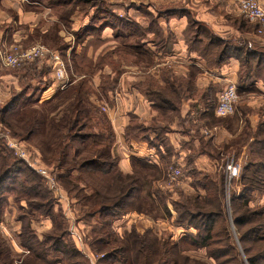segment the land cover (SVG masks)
Listing matches in <instances>:
<instances>
[{
  "label": "trees",
  "instance_id": "trees-1",
  "mask_svg": "<svg viewBox=\"0 0 264 264\" xmlns=\"http://www.w3.org/2000/svg\"><path fill=\"white\" fill-rule=\"evenodd\" d=\"M25 1L30 5L35 3V0ZM80 1L84 3L90 2V0ZM70 3L71 0H53L48 2L50 8L56 6L63 7ZM63 18L61 15H58V20H63ZM99 28L97 29V27L93 26L90 30L100 31ZM86 30L88 31L89 29ZM117 35V37L126 38V35L123 33ZM76 37L78 38L79 35ZM131 40L133 41V39L123 41L118 48L131 51L135 55L139 48H137L135 39L133 42L127 43V41ZM118 48L116 47L114 51H118ZM257 59L264 65V49L258 51ZM247 67L249 68V65L245 66V68ZM35 68V66H31L30 71L35 70ZM28 72L25 71V74H28ZM40 81L43 84L38 87L41 93L51 84V81L43 79V76ZM24 88L25 86L23 85L20 91L13 93V97L0 109V114L5 115L14 109L26 94L27 90L24 91ZM101 89L112 90L113 88L101 86ZM212 90H209L206 94L210 112L216 103ZM90 94L91 91L88 85H86V80L83 78L77 83L71 84L68 89H57L51 98L43 102L38 103V98L34 103H31L34 107L31 106L22 111L20 121L18 120V122L23 121V124L16 125L17 128L26 132L25 134H21L8 122L6 123L3 120L2 122L6 123V126L9 127L14 137L18 140H28V142L31 140L30 138L38 126L49 129L50 133H47L48 138H41L33 144L39 151L42 161L46 166L54 165L55 168L60 170V174L56 179L65 190L74 194L73 197L78 202H80V199H83L86 200L85 205H87V201L89 202L92 199L91 197L97 195V193L80 194L79 191H83L84 187L80 186L77 181H72L71 177L74 174L79 175L82 172L91 171L102 175H111L116 183L114 188L118 189L119 192L113 193V199H111L112 197H107L111 199L109 204L97 202L99 205L96 207L97 209H94V212L103 214L120 208L134 191L144 188L146 196L150 200V202L148 201L150 204L147 205L153 209H157L159 212L161 211V214H158L159 216L154 218H160L165 213L169 217H174L173 221H171L174 226L194 230V232L185 233L177 241H172L168 238L169 236L159 238L153 226L146 228L143 233H138L135 230L136 228H132L123 238H115L117 241H112L119 242L118 247L111 249V252H104L103 263L207 264L199 259L190 257L186 253L190 250L204 249L207 257L215 260L217 264H244L232 239L226 216L224 174L220 171L211 174L210 172H202L192 167L188 168L186 173L191 179L185 183L188 188L187 190L182 187L174 188V193L177 196L175 199L172 198V191L163 192L158 190L157 187L153 188L152 183L160 177V171L157 165L150 164L149 161L132 157L131 161L133 164H137L143 173L133 170V174H123L118 169L117 157L112 153L114 132L110 122L102 114L98 113V108L90 100ZM145 94L147 96L151 95V93L147 92ZM55 100L57 101L54 103L53 101ZM65 102H67L66 105L63 104ZM44 107H46V112L43 109ZM93 120L102 124L103 131L97 130L92 133L84 131L87 126H91ZM92 126H94V123ZM134 129L138 131L140 127L137 124L135 125V123L128 127L125 135L126 140L129 139L128 136H131V132ZM160 129H163V127ZM160 129H157L158 134L161 132ZM255 135L254 140L250 142H248V134L243 135L242 141L244 145L246 144V155L239 175L240 190L238 193L230 195V210L234 229L248 264H264V204L253 207L249 205L253 193H264V122L258 125ZM76 144L79 145L77 146ZM89 144L93 146L92 150L88 149L87 146ZM164 149L165 154H168L169 146L167 144L164 145ZM0 151L2 152L1 148ZM1 152L0 200H2L3 189L13 190L15 191V202L27 200L26 203L32 211L26 213L33 214V210L41 208V203L33 201L31 198L39 196L40 190L42 188L45 189L39 183L40 177L28 167L23 166L25 168L22 169L21 164H24L22 161L13 157H10V159L8 158L9 155ZM191 160L190 156L186 159V166H189ZM26 173L30 174L33 178L25 179L24 183L20 184L18 188L17 185L22 182V177ZM141 173L143 179L139 178ZM78 180L82 181L79 176ZM169 204L171 209L169 208ZM47 205L48 207L43 211L44 214L48 217H55L53 208L50 204ZM26 213H21L17 219L21 221L27 219ZM83 213H88V211L84 210ZM52 233V236L43 235V239L39 241L27 222L24 227L22 226L20 243L24 248L30 250L36 260H39L41 263L54 262L50 260L49 254L55 251L65 256L68 261L67 264H75L71 260L81 255V253L75 246L67 243V240L65 241V238L69 235L68 231L66 232V230L62 229L61 232H58L54 229ZM99 242L108 244L109 241L100 238ZM41 245L45 247L42 249L43 252L38 253L36 250L41 248ZM122 251L127 255H120L119 257L117 252ZM14 255V251L8 240L0 234V264H12Z\"/></svg>",
  "mask_w": 264,
  "mask_h": 264
},
{
  "label": "crops",
  "instance_id": "crops-1",
  "mask_svg": "<svg viewBox=\"0 0 264 264\" xmlns=\"http://www.w3.org/2000/svg\"><path fill=\"white\" fill-rule=\"evenodd\" d=\"M259 1L264 6V0ZM237 2L146 0L144 3L147 4L139 6L131 13V19L122 24L124 40L134 41L136 36L138 57H146L150 64L158 65V68L153 66L152 86L142 75L125 72L116 89H108L105 97L98 100L95 95L92 96L95 99L90 98L98 107L101 102L108 106L103 115L114 132L112 153L117 156L118 169L122 173L132 171V157L160 168L165 158L186 166L190 156V167L211 171L214 166L208 151H198L202 142L226 143L243 126L251 131L248 142L254 140L255 127L264 122V65L257 59L258 51L264 49V38L250 30L254 22L235 20L241 14ZM28 5L25 0H0V51L29 39V33L39 23L42 33H49L51 18L42 22L41 16ZM111 31V24H106L100 31L103 37L99 40L105 39L106 50L115 47V41L110 40L113 39ZM67 44L63 60L80 57V44ZM87 55L92 56L89 51ZM164 65H168L164 67L166 70L159 69ZM246 65L249 68H245ZM51 76V84L40 93L39 101L49 99L60 88L62 82L54 80L52 73ZM2 77L0 75V95H7L9 87L17 89L15 78H9V85H4ZM77 82V79H70L67 84ZM181 82H187L184 90H181L184 87ZM225 82L235 83L239 99L234 114L220 118L213 115V110L210 112L206 94L213 89L216 98L218 85ZM93 83L94 87L98 85V76L93 77ZM146 92L151 95L147 96ZM180 93L182 96L178 95ZM171 98H175V102ZM163 112L170 117L168 120L161 117ZM134 121L140 130L136 137L128 136L126 140V131ZM157 129L161 131L159 134ZM166 144L168 154H165ZM245 149L246 144L239 153L240 158Z\"/></svg>",
  "mask_w": 264,
  "mask_h": 264
},
{
  "label": "rangeland",
  "instance_id": "rangeland-1",
  "mask_svg": "<svg viewBox=\"0 0 264 264\" xmlns=\"http://www.w3.org/2000/svg\"><path fill=\"white\" fill-rule=\"evenodd\" d=\"M49 1L53 0H35V3H33V5H28V8H31L41 16L42 22H45L46 19L51 18V27L49 29V33L43 34L42 30H40L41 26L39 23L37 28L33 29L29 33V39H25L23 42H17L12 45H19L23 49L34 45H42L50 51H57L58 54H60L62 57L65 52H61L66 50V48L68 47V42L74 45L80 44L79 49L82 52L80 54V57L76 58L75 60H72L71 58L65 60L68 80L70 81V79H73L74 81L75 79H77L78 81H80L84 78L86 80V85H88V88L91 91L90 98L95 95L96 100H98V98L100 97H105V94L108 92L107 89H101V86H103L104 88L111 87V89L113 88L112 90L116 89L121 75L125 72H129L131 74H134L135 76L138 74L142 75L145 79H148L147 81H149L150 86H152V83L154 84V75L152 74V72L154 71V68H158V65H152V63L150 64V60L146 59V57L141 58L138 57L137 54H132L131 51L125 50L123 48H118V46H120L123 41H126L121 37H117V34H125V29L122 24L125 23L126 19H131V13L135 12L139 6H145L147 3H144V1L146 2V0H90V2L86 3L81 1L79 2V0H71V3L69 5H64L63 7L56 6L52 8L49 7ZM58 15L64 17L63 20H58ZM244 19L247 18L242 13L239 17H235V20L239 23L245 22ZM106 24H111L112 31L110 33L113 36V39L110 40L115 41V47L107 50L105 48V39L103 41L99 40V37H103V35H100V33H98ZM93 26H99L100 31L90 30V28H92ZM133 28L135 29L133 32H136L137 29L135 27ZM86 29L89 30L87 31ZM251 29L252 31H255V33H257V24L253 23L252 27H250V30ZM78 35L79 37L77 38L76 36ZM260 36L264 38V32L261 33ZM116 47L119 49L118 51H114ZM4 50L5 48L1 49L0 53ZM88 51L92 54V56L89 57L87 55ZM32 62H25L21 65L22 67L19 68L4 66L0 64V75L4 76L1 78V83H5L4 85H9L8 79H12L13 77L16 79L18 84L17 89H11V87H9L10 89L7 95L3 93L0 95V109L13 97V93L15 91H20V88L23 85L25 86L24 91L27 90L25 96L19 101L14 109L9 111L5 115L0 114V130L4 134L12 138L14 141H16L17 144L25 150V158L29 160L32 166L27 160L18 156L14 152V148H11L7 145L8 141L4 137H0V148L2 149V152H0L9 155L8 158L13 157L19 161H22L24 163L21 164L22 169L28 167L32 171H34V173H36L40 177L39 183L45 188H42V190H40L39 196L31 198L33 199V201L41 203V208L39 210H33V214L26 213L28 211H32L29 209V206L26 203L27 200L15 202V191L10 189L2 190V200H0V234L8 240L12 250L14 251L15 255L12 264L68 263L63 254L55 251H52L49 254L50 260L54 262L41 263L39 262V260L37 261L30 250L24 248L20 243L22 226L24 227L27 222L30 225V229L35 232L36 238L39 241L43 239L45 235L52 236V231L54 229H56L58 232H61L62 229H64V231L66 230V232L68 231L69 235L65 238V241L67 240V243L75 246L81 253V255L76 256L73 260H71V262H74L75 264H110L108 262L103 263V254H105L104 252H111V249L118 247L117 245L119 242L116 243L112 241L116 240L115 238H123L125 234L128 233L132 228H136L135 230L138 233H143L146 228L153 226L156 229L159 238H165L169 236L168 238L172 241H177L185 233L192 232L190 229L187 230L182 228L181 226H174V224L171 222L173 221L174 217H169L165 213H163L160 218H154L156 216H159L158 214H161V211L159 212L157 211V209H153L147 205L150 204V200L149 198H147L144 188L142 190H140L139 188L138 190L134 191L120 208L113 209L103 214L94 212V209H97L96 207H98L99 205L97 204V202L109 204L111 202V199H113V193L119 192L118 189L114 188L116 183L114 182L111 175H102L100 173H94L91 171H85L80 173L79 175L74 174V176L71 177L72 181H77L80 186L84 187L83 191H79L80 194L87 195L90 193H97V195H93L91 197L92 199L89 200V202L87 201L88 206L85 205L86 200L83 199H80V202L83 203L81 204L73 197L74 194L65 190L61 183L56 179V177H58L60 174V170L55 168L54 165L46 166L42 161L39 151L33 144L35 141H38L41 138H48L47 133H50L49 129H44L43 126H38L35 133L30 138L31 142L23 139L18 140L12 135L9 127L6 126L7 122L21 134L26 133L22 129L17 128L16 125L23 124V121L18 122V120L20 121L22 111L26 108L31 107V103H34V101L39 98L40 90H38V87L43 85L42 83H40L41 77L43 76V79L50 80L52 77V73L54 80H56L53 66L51 65L50 60L47 57H43L42 59H38ZM210 64L212 63L209 62V65ZM31 66H35V70L30 71ZM161 67L163 71L166 70V68L164 67H168V65L160 66L159 69H161ZM25 71H29L28 74H25ZM79 75L80 77H76ZM94 76L99 77V83L96 87H94L93 83ZM181 84L182 86H184L183 88H181V90H184L187 87V82H184V84L181 82ZM227 84L228 82L222 84L220 83V85H218L217 87L218 90L215 98L216 103L213 108V115H215L216 117H228L233 115L235 112V105L239 99L238 90V99L234 103L232 114L227 116H217L215 114L218 96ZM69 86L70 84L62 90L68 89ZM178 95L182 96L181 93ZM194 95L196 96V94ZM92 99L95 98L92 97ZM171 99H173V101L175 102V98ZM56 101L57 100L53 102L55 103ZM40 102L43 101H39L38 103ZM63 104L66 105L67 102ZM103 104L107 105L106 103L101 102L100 107H98L94 104L96 108H98V113L102 115L104 112H106L101 109V105ZM43 109L46 112V107H44ZM103 116L106 118V115ZM161 117L167 120L170 118L165 112L161 114ZM2 120L6 123L2 122ZM93 123L94 126H92ZM134 123L135 125L137 124L135 121ZM259 124L260 123H258V125ZM258 125L257 127H255V132H257L258 130ZM97 130L103 131V126L101 123L93 120L91 126H87L84 131L92 133L96 132ZM250 132L251 131L248 130V127L243 126L240 129L239 133L226 143H220L216 145L207 140L202 142L200 144L201 147L198 148V151H200L201 149H203V151H208L209 159L212 161L214 166L211 171H201L208 173L210 172L211 174H215L216 172L220 171L224 174V205L226 208V216L228 218L232 239L238 249V252L240 253V258L244 262V264H248V262L244 252L241 249L238 236L235 232L234 225L231 219L230 195L232 193H238L240 190L239 175L242 169L241 167L243 164V160L246 155V149L245 154L242 158L239 157V153L244 146L242 141L243 135L248 134L249 136ZM131 136H137L136 129L131 132ZM76 145L78 146L79 144ZM87 147L89 150H92L93 146L89 144V146ZM169 161V158H165L164 163H161L159 168L160 177L152 183V186L153 188L157 187L158 190L163 192L172 191V198L175 199L177 196L174 193V188L182 187L185 190H187L188 188L184 184L186 183V181L191 180L186 173L190 166L182 167L179 164H173ZM223 161L224 165L222 166ZM230 161H233V164L236 167L235 175L232 176L231 179L228 177V173L225 169L226 164ZM150 164L152 163L150 162ZM169 165H176L182 168L184 184H179L177 186H162L164 185V181L162 180V173L163 170L166 169ZM23 166L25 167L23 168ZM131 167L132 171L126 174H133V170L141 171L139 166L137 164H133L132 161ZM142 173L140 174L139 178L143 179ZM78 176L82 181L78 180ZM32 178L33 177L30 174L26 173V175L22 177V182L17 185L18 188L20 187V184L24 183L25 179ZM252 195L253 196L249 204L250 206L253 207L264 204V193L255 192ZM107 197L112 198L109 199ZM47 204H50V206L53 208L55 217H48L46 214H44L43 211L48 207ZM169 208L171 209L170 204ZM84 210H87L88 213L84 214ZM21 213H26L25 216L27 217V219H23L22 221L17 219L18 215H21ZM178 229H181L180 233L177 232ZM100 238L108 240V244H102L101 242H99ZM180 246H182V244H180ZM44 247L45 246L41 245V248H38L36 251L38 253L43 252L42 249H44ZM117 253L119 254V257L120 255H127L124 251ZM186 253L190 257L199 259L203 262H206L207 264H217L215 260L207 257L204 249L190 250ZM112 264L120 263L118 262Z\"/></svg>",
  "mask_w": 264,
  "mask_h": 264
},
{
  "label": "built area",
  "instance_id": "built-area-1",
  "mask_svg": "<svg viewBox=\"0 0 264 264\" xmlns=\"http://www.w3.org/2000/svg\"><path fill=\"white\" fill-rule=\"evenodd\" d=\"M238 10L242 13L249 21L257 24L256 34L260 35L264 32V6L259 0H238L237 2ZM47 57L50 60L51 65L54 69V74L56 81L62 82L60 89L68 86V75L66 69V62L63 60L57 51H50L42 45H34L28 48H21L19 45H11L5 48L4 51L0 53V64L4 66L20 67L25 62H32L38 59ZM238 99L237 88L235 83L229 82L220 95L218 96L217 106L215 108V114L217 116H227L232 114L234 109V103ZM103 111H107V105H101ZM0 137H4L8 142L7 145L14 148V152L27 160L25 158V150L21 148L16 141L4 134L0 130ZM32 166V164L29 162ZM228 177L231 179L235 175L236 167L233 161H230L225 166ZM182 168L176 165H169L163 170L162 180L164 185L162 186H177L183 183V172ZM229 179V180H230Z\"/></svg>",
  "mask_w": 264,
  "mask_h": 264
}]
</instances>
